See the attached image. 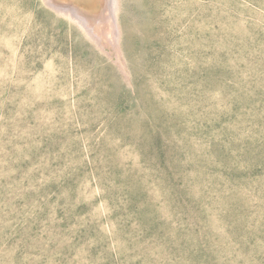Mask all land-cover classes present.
<instances>
[{"label": "rangeland", "instance_id": "374dc122", "mask_svg": "<svg viewBox=\"0 0 264 264\" xmlns=\"http://www.w3.org/2000/svg\"><path fill=\"white\" fill-rule=\"evenodd\" d=\"M71 3L0 0V264H264V0Z\"/></svg>", "mask_w": 264, "mask_h": 264}, {"label": "bare ground", "instance_id": "6f19581e", "mask_svg": "<svg viewBox=\"0 0 264 264\" xmlns=\"http://www.w3.org/2000/svg\"><path fill=\"white\" fill-rule=\"evenodd\" d=\"M51 2H53V4L55 5V7L61 10V12L63 11V13H71L74 16L76 15V12H78V8L76 6H74L71 2H79L78 0H50ZM105 0H102V2H104ZM113 3V1H112ZM106 6V5H105ZM112 6V5H111ZM111 12V11H110ZM110 14V13H109ZM70 15V14H69ZM79 16V15H78ZM76 17V16H75ZM111 18V15H110ZM113 19V18H112ZM86 21L87 19L83 18V21ZM101 20V19H100Z\"/></svg>", "mask_w": 264, "mask_h": 264}]
</instances>
